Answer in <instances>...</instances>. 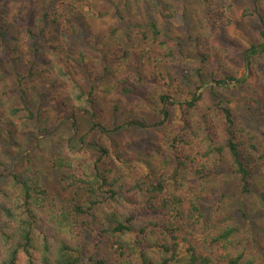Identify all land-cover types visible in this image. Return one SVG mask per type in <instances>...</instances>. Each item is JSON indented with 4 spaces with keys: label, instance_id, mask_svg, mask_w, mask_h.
Returning a JSON list of instances; mask_svg holds the SVG:
<instances>
[{
    "label": "trees",
    "instance_id": "obj_1",
    "mask_svg": "<svg viewBox=\"0 0 264 264\" xmlns=\"http://www.w3.org/2000/svg\"><path fill=\"white\" fill-rule=\"evenodd\" d=\"M28 1L39 9V15L25 28L22 38L15 33V24L0 10V43L13 44L14 51L19 50L28 57V69L17 80L21 106L9 108L6 121L14 122L21 132H27L26 121L34 120L40 112L29 107L22 81L47 73L45 83L52 90L55 103L67 112L65 120L76 130L75 114L90 110L92 122L84 136L98 133L101 137L95 143L97 156L91 162L76 156L78 150L71 138L64 140L52 160L54 167L68 170L61 179L62 188L77 186L83 190V199L74 202L70 210L48 204L50 195L28 154L19 153L8 165L0 161V264H220V260L223 264H264V243L253 253L239 225H219L212 213H203L197 199H189L186 205L181 194L186 171L197 178H206L222 165L237 178L240 192H250L249 179L255 167L264 162V151L259 150L263 141H258L254 131L251 133L237 124L231 109L222 105L225 100L214 91L215 86L245 85L244 75L236 77L230 73L214 79L203 73L201 66L190 69L197 88L210 84L209 89L218 97L213 107L198 109L201 93L196 91L185 100L174 99L167 93L157 96L158 113L162 116L158 125L165 127L172 120L179 125L167 127L163 135L157 149L161 155L160 171L158 176L151 173L157 176L152 180L138 163L129 162L119 153H114L116 159H112L114 155L106 139L123 126L110 129L94 120L90 94L72 79L69 71L68 61H84L85 56L82 53L78 57L70 55L66 46L72 36L84 37L90 28L88 19L110 21L104 36L118 33L121 42L139 47L134 56L140 60L154 57L173 61L180 56L182 43L171 34L167 22L179 17L180 8L184 14V5L169 0H135L149 16V20L142 23L143 20L134 21L133 15H129L127 0L124 4L122 0ZM204 1L209 26L214 22L219 25L233 22V0ZM243 15L255 16L260 24L258 36L246 40L243 63L251 71L255 65L258 70L263 69L264 0H247ZM207 56L204 53L202 59ZM121 91L129 93L131 89L123 86ZM252 94L250 92L248 98L257 111L263 99ZM171 107L178 110L179 118H172L174 109ZM123 125L145 128L147 122L142 118L131 119ZM46 128L39 127V133L29 134L27 146H36L37 139L50 132ZM83 141L84 137L80 143ZM108 159H112V166L107 167ZM98 207L105 210L97 230L98 243H110L116 253L112 260L96 258L95 254H90L86 260L82 257L90 226L87 219L81 217L94 218ZM238 213L245 215L241 202ZM202 217L207 230L202 243L215 245L218 252L214 255L179 238L181 224L196 223Z\"/></svg>",
    "mask_w": 264,
    "mask_h": 264
},
{
    "label": "rangeland",
    "instance_id": "obj_2",
    "mask_svg": "<svg viewBox=\"0 0 264 264\" xmlns=\"http://www.w3.org/2000/svg\"><path fill=\"white\" fill-rule=\"evenodd\" d=\"M102 1L106 0H96ZM122 1L121 4L126 3V0ZM134 1L127 0L129 15H133L134 21L147 22L149 16L142 6ZM169 1L185 7L184 14L180 8L179 17L171 18L167 22L171 34L182 43L180 56L177 55L173 61L158 60L154 57L149 60L138 59L134 55L138 54L139 47L121 42L122 39L116 32L110 34L111 37L104 36V29L110 22L107 20L103 23L88 19L90 28L85 31L84 37L72 36L66 46L70 55L78 57V54L82 53L85 56L84 61H68L67 64L72 72V79L86 94H90L94 120L110 129L116 125L123 126L106 139L111 153H119L129 162L138 163L152 180L160 171L161 155L157 149H160L163 135L167 132V127L175 128L179 125L173 120L165 127L164 124L158 125L162 116L158 113L157 96L167 93L174 99L185 100L191 97L192 92H200L198 109L213 107L218 101V97L209 89L210 84L197 88L198 83L190 74L192 67L201 66L202 72L210 75L209 77L212 75L214 79L230 73L236 77H246V84L243 86H215L214 91L225 100L222 105L231 109L237 124L249 129L251 133L254 131L258 141H263L259 150L264 151V68L258 70L255 65L256 69L252 68L251 71L243 63V47L246 40L256 38L260 29L255 16L243 15L247 0H233L231 24L219 25L214 22L212 27L206 18L207 5L204 0ZM32 4L28 0H0V10L15 24L14 31L19 38H22L25 28L32 25L34 18L39 15V9ZM18 44L20 45L19 42ZM12 48L13 44L0 43V161L8 165L19 153L28 154L50 195L48 204L54 208L70 210L74 202L83 199V190L77 186L62 188L61 179L68 170L54 167L52 160L64 140L71 138L72 144H75L78 150L76 156L82 158V161H93L97 156L94 146L101 135L91 133L84 136L92 122L90 110L88 113L75 114L76 130L70 121L65 120L67 112L60 104L55 103L52 90L48 89L45 83L47 73H43L42 77L25 78L22 81L29 107L34 112H40L34 120L26 121L27 132H21L14 122L8 124L6 111L11 107L21 106L17 80L28 69V57ZM43 50L46 52L47 48L43 46ZM201 51L208 56L202 59ZM123 86L129 87L131 91L123 93ZM250 92H253L252 95H260L261 100L263 99L261 109L255 111L254 107H251L253 103L248 98ZM171 108L174 109L172 118H179L178 110ZM141 118L147 122L145 128L123 125L125 121ZM39 127H47L50 132L46 136H40L36 146H27L29 134L39 133ZM83 137L84 141L80 143ZM112 159H116V156ZM112 159H108L107 167L113 165ZM75 160L76 157L74 162ZM229 170L225 165L219 166L214 175L206 178H197L190 171H186L181 194L186 205L189 199H197L196 202L203 213H212L219 225H239L249 243L248 249L255 253L257 246L264 243V162L255 167L249 179L250 192L247 194L240 192L239 182ZM240 202L244 205V216L238 213ZM104 213V208L98 207L94 218L81 217L87 219L86 222L90 226L82 248V257L85 260L90 254H95L99 259L115 258L116 253L110 243H98L97 230ZM204 218L196 223L186 221L181 224L179 238L193 243L200 251L214 255L218 252L216 246L202 243L207 231L203 223ZM220 264H223V261L220 260Z\"/></svg>",
    "mask_w": 264,
    "mask_h": 264
}]
</instances>
